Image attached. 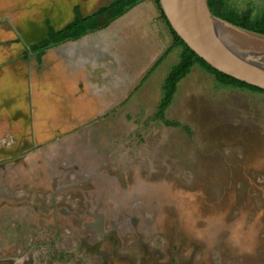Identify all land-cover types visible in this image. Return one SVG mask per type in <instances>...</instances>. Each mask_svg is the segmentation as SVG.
Returning <instances> with one entry per match:
<instances>
[{
    "label": "rangeland",
    "instance_id": "1",
    "mask_svg": "<svg viewBox=\"0 0 264 264\" xmlns=\"http://www.w3.org/2000/svg\"><path fill=\"white\" fill-rule=\"evenodd\" d=\"M113 1L0 0V259L264 264V94L221 86L195 65L165 113L171 126L154 116L182 47L132 84L135 75L120 68L110 75V61L120 67L124 51L126 69H137L146 40L114 25L117 34L101 33L96 64L107 87L98 98L63 74L62 45L40 61L30 52L48 25L58 31L73 20L75 6L86 16ZM226 8L264 16V0H226ZM89 212L104 217L109 239L87 227Z\"/></svg>",
    "mask_w": 264,
    "mask_h": 264
},
{
    "label": "water",
    "instance_id": "2",
    "mask_svg": "<svg viewBox=\"0 0 264 264\" xmlns=\"http://www.w3.org/2000/svg\"><path fill=\"white\" fill-rule=\"evenodd\" d=\"M168 24L220 73L264 90V35L212 14L207 0H159Z\"/></svg>",
    "mask_w": 264,
    "mask_h": 264
},
{
    "label": "trees",
    "instance_id": "3",
    "mask_svg": "<svg viewBox=\"0 0 264 264\" xmlns=\"http://www.w3.org/2000/svg\"><path fill=\"white\" fill-rule=\"evenodd\" d=\"M145 1L147 0H114L108 6L101 7L94 13L86 16L82 14L79 6H75L73 8V20L69 24L58 31L48 25L46 37L41 42L30 46L29 50L31 53L36 54V59L40 61L47 50L70 41L80 40L86 35L105 30L116 20L120 19L130 10ZM151 1L161 13V17L173 37L174 45L182 47L179 62L165 79L163 98L158 106L154 119L162 121L167 125L175 126L174 123L166 121L165 113L172 104L178 84L187 77L195 65L201 66L208 74L215 76L217 82L221 86L246 89L264 94V90L262 89L220 73L193 53L168 24L167 19L160 8L159 0ZM207 1L212 14L216 17L228 21L240 28L264 35V16L260 19L254 20L251 17V10H247L241 14H233L227 11L226 0ZM160 61H162V59Z\"/></svg>",
    "mask_w": 264,
    "mask_h": 264
},
{
    "label": "crops",
    "instance_id": "4",
    "mask_svg": "<svg viewBox=\"0 0 264 264\" xmlns=\"http://www.w3.org/2000/svg\"><path fill=\"white\" fill-rule=\"evenodd\" d=\"M138 9L144 10L141 13H137L136 11ZM159 13L155 4L151 0H147L118 19L119 22L112 23L107 29L86 35L80 40L62 44V50H64V58L61 66L63 74L70 81L80 83V87L78 86V88L82 96L84 95L86 98H98L99 96L96 92L100 93L107 87V85L104 86L105 82L101 80V65L96 64L97 60L100 61L98 57L105 45L102 43L104 39L101 37V33L110 30L111 35L117 34L116 32L113 33V29H115L113 27L115 25L116 29L120 27L123 29L133 27L134 32H141L143 39L146 40V43H144L147 44V53L143 55L144 58H142L141 64H139L137 69H133L132 66V69L127 70L125 65L132 64L133 62L128 61L129 56L123 51L124 55L122 54L121 61L124 64L119 67L118 60L117 62L110 61V64L112 63L109 70L110 75L115 70L113 73L119 76L120 68V76L124 74H127L128 77L131 74L135 75L132 79V84L136 81H143V78L148 74L153 75L164 63L168 50L174 46L173 37ZM114 44L115 41H110L108 47L110 60H114L115 56L118 57L117 46ZM55 49L56 47H53L49 50L54 52ZM137 49L138 44L134 46V53L137 52ZM132 56L130 54V58ZM138 57H141V55ZM161 59L162 61H160ZM123 67L126 71H124ZM63 78L65 79V77ZM87 81L90 83H87ZM113 90L116 92L115 88Z\"/></svg>",
    "mask_w": 264,
    "mask_h": 264
},
{
    "label": "flooded vegetation",
    "instance_id": "5",
    "mask_svg": "<svg viewBox=\"0 0 264 264\" xmlns=\"http://www.w3.org/2000/svg\"><path fill=\"white\" fill-rule=\"evenodd\" d=\"M6 206L7 205H0V212L2 209L4 211ZM21 206H23V205H21ZM24 207H28V206L24 205ZM18 208H19V210H21L20 206ZM15 210H17V209H15ZM35 210H37V208ZM4 212H6V211H4ZM17 214H18V212H17ZM68 215L66 214V216H68ZM87 216H89L92 219V223L86 224L87 227H89L90 229H94L96 231L97 235L100 238V241H102L104 239H109L111 237L108 234V232H104V217L103 216H101L98 212H94V213L89 212L87 214ZM3 217H4V215H3ZM3 217H1L0 219H2ZM5 218H6V216H5ZM3 241L5 242V239ZM5 260H6L5 258H1L0 259V261H2L1 264H7V262Z\"/></svg>",
    "mask_w": 264,
    "mask_h": 264
}]
</instances>
